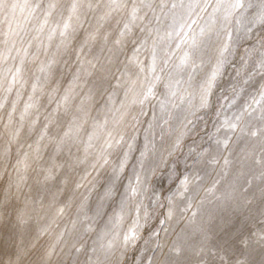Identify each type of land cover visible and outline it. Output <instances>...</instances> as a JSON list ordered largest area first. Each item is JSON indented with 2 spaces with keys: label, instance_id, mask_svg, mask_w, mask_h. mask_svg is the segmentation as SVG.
Masks as SVG:
<instances>
[{
  "label": "rangeland",
  "instance_id": "374dc122",
  "mask_svg": "<svg viewBox=\"0 0 264 264\" xmlns=\"http://www.w3.org/2000/svg\"><path fill=\"white\" fill-rule=\"evenodd\" d=\"M7 2L0 264H264V0Z\"/></svg>",
  "mask_w": 264,
  "mask_h": 264
},
{
  "label": "snow or ice",
  "instance_id": "6c2138e0",
  "mask_svg": "<svg viewBox=\"0 0 264 264\" xmlns=\"http://www.w3.org/2000/svg\"><path fill=\"white\" fill-rule=\"evenodd\" d=\"M78 4L77 3H73L70 7V11H75L78 8ZM208 5L205 4L202 8V10L206 9ZM17 7H22V8H29L30 9V14L31 12L36 11L37 9L41 8V5L39 3L34 4V5H29V4H25V5H18V4H9L7 2V0H0V11H4L7 12L9 10V8H11L12 10H15ZM56 7L55 4H48L47 8H48V12H46V15L51 14V10L54 9ZM89 7H91V5H89ZM105 7H107L110 12L113 11H120V10H125V9H129L130 7V11L128 13L129 17H130V22H134L137 19L143 20L147 17L148 13L145 12L144 10L147 9L148 11H151L153 13V15H155V9L157 7L160 8L161 11H163L165 8L168 7V5L164 2V0H161V2L156 5L153 3V0H131L130 5H129V0H109V3L107 5H105ZM177 7H181L184 8L185 5L183 3L177 5L175 3H173L171 5L172 9H175ZM187 9L189 10V15L191 14V11L197 7H201L198 3L193 4L190 3L187 6ZM217 9H219L220 5L218 4ZM232 9H237L240 7H243V4L241 2V0H236L235 3L231 4L229 6ZM144 12V15L141 16L140 13ZM110 14V13H109ZM157 19H159V17H156ZM262 19H264V16L261 17ZM193 23H195V21H193ZM125 29H127L128 31H131V29L129 28V24H125L124 25ZM181 27H183V25H181ZM65 28H67V24H65ZM141 31H144V29L142 28ZM203 32V29L201 30ZM149 32H151V30H149ZM124 33L122 32L121 35H123ZM171 35V34H169ZM230 35V34H229ZM147 42L146 39L141 40L139 43L141 45L145 44ZM119 43V41H118ZM133 43L135 44L136 41H133ZM139 47L135 48L136 52H139ZM264 55V54H262ZM152 57H153V64H155V60H156V47H155V41L153 43V50H152ZM157 79H159V77H157ZM153 92V85H149V87L147 88V92L144 94V98L147 99V97L149 95H151ZM262 98H264V96H262ZM203 102L206 104L207 100H206V96L203 98ZM261 135H264V129L260 130ZM253 136L257 135V132L253 131L251 133ZM225 146H226V142H225ZM228 161L226 160L225 163H227ZM259 162V161H257ZM139 179V177H138ZM187 181V178H186ZM133 193H135L136 189L132 190ZM125 239L127 240V237H125ZM261 239H264V236L261 237ZM177 253L179 254V250H177Z\"/></svg>",
  "mask_w": 264,
  "mask_h": 264
}]
</instances>
